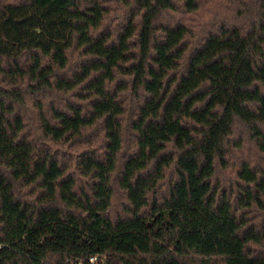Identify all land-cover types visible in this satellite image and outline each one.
Masks as SVG:
<instances>
[{
    "label": "trees",
    "instance_id": "16d2710c",
    "mask_svg": "<svg viewBox=\"0 0 264 264\" xmlns=\"http://www.w3.org/2000/svg\"><path fill=\"white\" fill-rule=\"evenodd\" d=\"M0 264H264V0H0Z\"/></svg>",
    "mask_w": 264,
    "mask_h": 264
},
{
    "label": "built area",
    "instance_id": "2783aa9c",
    "mask_svg": "<svg viewBox=\"0 0 264 264\" xmlns=\"http://www.w3.org/2000/svg\"><path fill=\"white\" fill-rule=\"evenodd\" d=\"M95 257H92L91 260L94 261Z\"/></svg>",
    "mask_w": 264,
    "mask_h": 264
}]
</instances>
